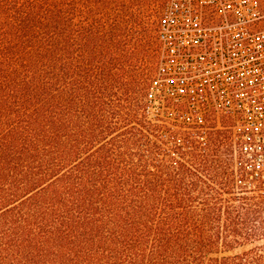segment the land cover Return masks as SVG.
Listing matches in <instances>:
<instances>
[{"label":"trees","instance_id":"obj_1","mask_svg":"<svg viewBox=\"0 0 264 264\" xmlns=\"http://www.w3.org/2000/svg\"><path fill=\"white\" fill-rule=\"evenodd\" d=\"M171 1L0 0V264H264V80Z\"/></svg>","mask_w":264,"mask_h":264},{"label":"built area","instance_id":"obj_2","mask_svg":"<svg viewBox=\"0 0 264 264\" xmlns=\"http://www.w3.org/2000/svg\"><path fill=\"white\" fill-rule=\"evenodd\" d=\"M198 1L220 9L196 13L171 1L164 36L171 40L173 51L182 46L211 48V54L194 56L191 62L203 65L208 76L218 73L227 86L236 80L251 84L264 80V0ZM187 34L191 35L189 44L184 42ZM234 55L241 56L235 59ZM242 66L248 69V76L241 73ZM226 94L232 102L230 93Z\"/></svg>","mask_w":264,"mask_h":264},{"label":"rangeland","instance_id":"obj_3","mask_svg":"<svg viewBox=\"0 0 264 264\" xmlns=\"http://www.w3.org/2000/svg\"><path fill=\"white\" fill-rule=\"evenodd\" d=\"M191 35L190 34H187L186 36H185V40H184V42L186 43V44H189L191 41ZM220 52H222L221 50H220ZM241 56V55H240ZM240 56H238V55H234V57H235V59H238ZM226 58H228V57H226ZM239 69H240V71H241V73H243V72H245V74H246V76H248L249 75V72H248V69L246 68L245 69V67H239ZM226 78L228 79V80H230L231 78H230V76L228 77L227 75H226Z\"/></svg>","mask_w":264,"mask_h":264}]
</instances>
